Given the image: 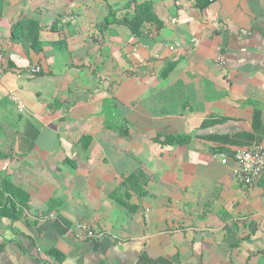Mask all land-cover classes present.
I'll use <instances>...</instances> for the list:
<instances>
[{
	"label": "crops",
	"instance_id": "crops-1",
	"mask_svg": "<svg viewBox=\"0 0 264 264\" xmlns=\"http://www.w3.org/2000/svg\"><path fill=\"white\" fill-rule=\"evenodd\" d=\"M0 53V264H264V0H1Z\"/></svg>",
	"mask_w": 264,
	"mask_h": 264
},
{
	"label": "built area",
	"instance_id": "built-area-1",
	"mask_svg": "<svg viewBox=\"0 0 264 264\" xmlns=\"http://www.w3.org/2000/svg\"><path fill=\"white\" fill-rule=\"evenodd\" d=\"M216 63L223 65V59L220 56L216 57ZM7 68L5 56L0 53V78ZM28 74L36 75L40 72V68L33 66L27 69ZM212 159L218 161L221 165H226L228 158L221 153H214ZM233 168L231 170V177L237 185L252 186L260 178L264 176V147H249L247 149H240L232 155ZM53 216H49L51 219ZM75 238L88 239L102 237L101 233L89 224L77 223L74 225Z\"/></svg>",
	"mask_w": 264,
	"mask_h": 264
},
{
	"label": "trees",
	"instance_id": "trees-1",
	"mask_svg": "<svg viewBox=\"0 0 264 264\" xmlns=\"http://www.w3.org/2000/svg\"><path fill=\"white\" fill-rule=\"evenodd\" d=\"M1 2V0H0ZM153 19V14L150 12L149 4L142 3L140 5L134 6L133 15L130 20H127L123 18L120 21H116L112 18V10L109 9L108 15L105 19V22L107 24L110 23H119L121 25H124L129 28V30L134 34H139L140 27L144 22H149ZM58 21V20H56ZM17 28H20L21 30L25 31V42L29 44V47L34 52H39L41 50L40 43H39V33L42 30V28L39 26V24L35 21H24V22H18L15 24L11 29V37L13 39H21L23 37L18 38L15 34V30ZM56 27L54 25H51L50 30L53 31ZM8 184L6 182H3V192L7 191Z\"/></svg>",
	"mask_w": 264,
	"mask_h": 264
}]
</instances>
